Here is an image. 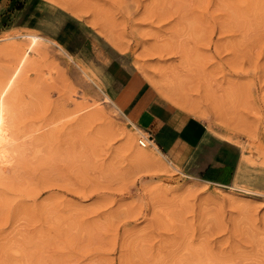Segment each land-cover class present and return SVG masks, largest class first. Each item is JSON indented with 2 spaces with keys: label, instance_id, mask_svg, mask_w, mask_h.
<instances>
[{
  "label": "rangeland",
  "instance_id": "1",
  "mask_svg": "<svg viewBox=\"0 0 264 264\" xmlns=\"http://www.w3.org/2000/svg\"><path fill=\"white\" fill-rule=\"evenodd\" d=\"M67 1L80 15L51 0H0V45L20 30L55 42L26 66L15 99L0 264H264V0ZM106 33L240 152L236 188L135 159L129 120L70 98L96 93L77 64L110 94ZM11 62L0 53V73Z\"/></svg>",
  "mask_w": 264,
  "mask_h": 264
},
{
  "label": "crops",
  "instance_id": "2",
  "mask_svg": "<svg viewBox=\"0 0 264 264\" xmlns=\"http://www.w3.org/2000/svg\"><path fill=\"white\" fill-rule=\"evenodd\" d=\"M106 44L111 53L105 68L112 87L110 95L128 118L146 130L160 150L181 167L178 173L219 185L235 182L242 157L234 145L216 137L203 118L159 97L136 69L134 59L127 57L128 49L119 51Z\"/></svg>",
  "mask_w": 264,
  "mask_h": 264
},
{
  "label": "bare ground",
  "instance_id": "3",
  "mask_svg": "<svg viewBox=\"0 0 264 264\" xmlns=\"http://www.w3.org/2000/svg\"><path fill=\"white\" fill-rule=\"evenodd\" d=\"M57 4H59L60 6H62L63 8L69 10L72 12V14L74 13L75 15H80L78 14L77 10L73 7V4L70 3L67 0H51ZM74 2V1H72ZM78 8V5H76ZM80 8V7H79ZM81 9V8H80ZM82 11V10H80ZM84 12V11H82ZM85 13V12H84ZM89 18V17H87ZM90 20V19H89ZM87 23H88V19H87ZM100 25V24H97ZM94 27V26H93ZM97 27V26H96ZM107 27V26H105ZM104 27V28H105ZM21 28V27H20ZM24 28V27H23ZM95 28V27H94ZM30 29V28H29ZM98 29V27H97ZM100 29V28H99ZM32 30V29H31ZM104 29H102L101 31H103ZM22 30H20V33L18 34H13V35H7L4 36V39L7 38H17L18 41L12 40L6 43H3L0 45V53H3L5 55H8L12 58V62L11 64L7 67V69L4 72L0 73V189L3 190L2 188L6 185V183L9 182V178L12 176V172L11 174H9V172L12 169L13 166V162L15 159V150H14V142L20 138V137H16L15 133H14V128L16 126V124L14 123V117L15 114L14 112L17 111V107H20L19 105L16 107L15 105L18 103L17 101L20 99H16V97L18 96V91L22 87L20 86L21 83L20 81L22 80V76L24 74V71L26 72V66L28 64L31 63V61L33 60V58L35 56H40V54H44V53H53V51H55V49H52L51 46H48V42L52 41L53 43H55L52 38L49 39L46 36H44L43 34L35 31H29V32H21ZM111 31V30H110ZM109 31V32H110ZM105 32V31H104ZM102 33V32H101ZM104 35V34H103ZM106 39L108 40V42L115 47L116 49H118L119 51H123L126 48V45L124 44V42L118 38L117 36H115V34L112 33H106L105 34ZM3 40V39H2ZM1 43V42H0ZM55 45V44H54ZM59 46V45H58ZM64 48H62L61 46H59V50H63ZM53 50V51H51ZM51 51V52H50ZM49 55V54H48ZM52 55V54H51ZM55 55L60 56L57 52L55 53ZM43 56V55H42ZM71 57V56H70ZM36 59V58H35ZM36 61V60H35ZM39 61V60H38ZM134 65L135 67L139 70V72L142 74V76L147 80V82L156 90V92L159 94V97H161L164 101H168V102H172L173 104H175L176 106H178L179 108H181L183 111H185L186 113L190 114V115H194L195 117H203L204 116V110L201 109L199 106H197L196 104L192 105V104H188L185 101L181 100L178 101V99H174L173 97H171L168 93V88H166L164 86V83L162 82V80L155 75L154 72H152L147 65H144L143 62H141V60L139 58H136L134 61ZM36 63V62H35ZM63 63V62H62ZM29 66V65H28ZM31 66H34L31 64ZM77 68L79 69V72H81L82 74H84L89 80L93 81L94 85H95V89H96V93L93 94L92 96H87L83 90L82 87L80 88V90H74V92L71 94L70 98H73V101H82L84 102L83 107L81 109H84L86 107L89 108V106L92 105H98V109H100L101 111L107 113L110 116H115V117H120L123 116L125 117L127 120H129V122L133 125L135 132H130L127 133V141L129 143V145H131V147L133 148L134 151V158H138L141 160H152L154 162H158L164 166H166V164L172 168L174 171H181L180 167L169 157H167L166 154H164L158 147L157 143L155 142V140L153 139V137H149V134L146 130H144L142 127L138 126L136 123H134L133 121H131L128 116L122 111V109L119 107L120 105H118L114 99L111 97V95L108 92H105L100 84H98L97 82H95L93 80V78L89 75L88 73V68L84 65H80L77 64ZM31 68V67H30ZM74 68V67H73ZM28 69V68H27ZM47 71V70H46ZM45 71V72H46ZM49 71L52 72V69H50ZM91 71V70H89ZM28 72V71H27ZM44 74V73H43ZM47 74V73H46ZM73 74V73H72ZM70 73V75H72ZM45 75V74H44ZM48 76V75H47ZM50 76V75H49ZM74 77H77V74L73 75ZM72 76V77H73ZM80 76V75H79ZM95 76V75H94ZM23 77V78H24ZM46 78V76H45ZM81 78V77H80ZM84 76L82 75V80L81 83L82 85L85 84L84 82ZM76 79V78H75ZM25 80V79H23ZM24 83V82H22ZM80 83V85H81ZM167 83V82H166ZM86 87L89 85L88 82L86 83ZM77 87V86H76ZM79 87V86H78ZM173 89V88H172ZM172 93V92H171ZM174 93V92H173ZM157 94V95H158ZM180 96V95H179ZM20 98V97H18ZM182 98V96H181ZM185 98V97H184ZM15 99L17 100L15 102ZM116 99V98H115ZM161 99V100H162ZM188 99V98H187ZM122 100V99H121ZM16 103V104H15ZM21 104V103H20ZM172 104V105H173ZM94 107V106H93ZM16 109V111H15ZM90 109V108H89ZM78 110V108L76 109ZM76 110L74 112H76ZM93 111V110H92ZM18 112V111H17ZM96 112V111H95ZM73 114V113H72ZM97 116H100V113H95ZM20 115V114H19ZM19 117V116H18ZM100 118V117H99ZM106 118V117H105ZM16 120V119H15ZM22 121V119H21ZM20 121V122H21ZM28 121V120H26ZM18 122V121H17ZM124 123V122H123ZM129 123V124H130ZM23 124V123H22ZM15 125V126H14ZM16 129V128H15ZM26 129V128H25ZM122 129V128H121ZM19 130V129H18ZM24 130V129H23ZM27 130V129H26ZM25 130V131H26ZM123 130V129H122ZM19 132V131H18ZM28 132V130H27ZM121 132V131H120ZM18 134V133H17ZM22 133H20L21 135ZM18 135V136H20ZM30 135V133H29ZM126 135V134H125ZM137 135H139V137H137ZM225 135V134H224ZM27 136V135H26ZM25 136V137H26ZM31 136V135H30ZM24 137V136H23ZM145 138L147 140L148 145L146 144V142L141 138ZM220 137H224V139H229L227 136H220ZM33 139V137H32ZM22 140V138H21ZM24 140V139H23ZM20 141V140H19ZM17 141V142H19ZM140 141H142L144 144L140 145ZM27 142V141H25ZM21 143V142H20ZM19 145V143L17 144ZM148 146V149H146L145 147ZM27 147V146H26ZM224 147V146H223ZM28 148V147H27ZM225 148V147H224ZM29 149V148H28ZM20 153V152H19ZM18 154V153H17ZM23 156V155H22ZM244 156V155H243ZM247 156V155H246ZM263 156V155H262ZM21 158V157H20ZM24 158V157H23ZM135 158V159H136ZM244 158V157H243ZM242 158V159H243ZM248 158V157H247ZM246 158V159H247ZM22 159V158H21ZM164 162L163 163V160ZM244 160V159H243ZM264 160V159H262ZM260 160V161H262ZM22 160H20L21 163ZM246 161V160H245ZM249 162V161H248ZM240 163V162H238ZM243 163V162H242ZM241 163V164H242ZM151 164V163H150ZM250 164V162L248 163ZM261 164V163H260ZM19 165V164H18ZM243 165V164H242ZM247 165V163H246ZM257 165V164H256ZM156 166V165H155ZM244 166V165H243ZM261 166V165H260ZM20 167V166H19ZM254 167V166H253ZM159 168V167H158ZM18 169V168H17ZM240 170V169H239ZM14 171V169H13ZM243 173V172H241ZM20 175V174H19ZM188 175V174H187ZM247 175V174H246ZM15 176V175H14ZM241 176V175H240ZM250 176V175H249ZM244 177V176H243ZM246 177V176H245ZM15 178V177H14ZM188 180H192L193 177L191 175H188L187 177ZM12 181V179H10ZM187 180V181H188ZM208 180V179H207ZM15 181V180H14ZM18 181V180H17ZM238 181V180H236ZM233 182L231 185H229V188H236V184L237 182ZM186 183V182H185ZM213 183V182H212ZM215 183V182H214ZM247 183V182H246ZM250 184V182H248ZM246 185V184H245ZM17 187V186H16ZM245 187V186H244ZM251 187V186H250ZM249 187V188H250ZM6 188V187H5ZM19 189V188H18ZM240 190V189H237ZM248 190V189H245ZM244 190V191H245ZM16 191V190H15ZM19 191V190H18ZM4 192V191H3ZM2 193V192H1ZM210 195V193H208ZM2 196V195H0ZM9 196V195H8ZM231 196V195H230ZM13 196H11L10 198H12ZM4 198V197H3ZM7 199V198H6ZM9 202V200H8ZM11 203V202H10Z\"/></svg>",
  "mask_w": 264,
  "mask_h": 264
},
{
  "label": "built area",
  "instance_id": "4",
  "mask_svg": "<svg viewBox=\"0 0 264 264\" xmlns=\"http://www.w3.org/2000/svg\"><path fill=\"white\" fill-rule=\"evenodd\" d=\"M149 137H151V135H149ZM152 138V137H151ZM140 144L143 145L144 143L142 141H140Z\"/></svg>",
  "mask_w": 264,
  "mask_h": 264
}]
</instances>
